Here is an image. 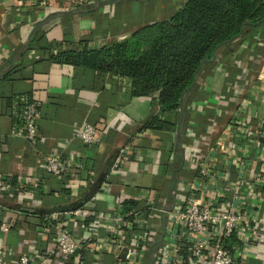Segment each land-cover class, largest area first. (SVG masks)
<instances>
[{"label":"crops","instance_id":"1","mask_svg":"<svg viewBox=\"0 0 264 264\" xmlns=\"http://www.w3.org/2000/svg\"><path fill=\"white\" fill-rule=\"evenodd\" d=\"M152 1L85 0L69 9L66 0H0V223L10 226L0 230V248L6 264L51 249L54 232L44 228L60 222H67L77 238L90 234L91 242L104 241L131 209L143 211L144 219L124 238L118 229L110 252L80 248L76 254L82 264L95 259L99 264H152L167 215L190 184L204 202L230 188L247 193L256 228L264 225V83L256 80L264 57V23L251 39L241 41L246 47L239 50L238 42L233 58L215 56L206 64L183 108L162 116L175 124L172 130L142 127L157 108L152 97L133 96L128 78L50 60L54 52L97 48L165 18L147 14ZM133 4L143 7L138 21L129 18ZM29 101L40 108L31 143L23 134ZM84 122L95 126L99 143L83 145L77 138ZM230 141L236 150L212 157L217 142ZM121 148L122 163L111 168ZM52 155L67 166L61 176L45 171ZM204 157L213 183L199 179L197 166ZM74 208L79 215L65 217ZM53 213L60 215L53 218ZM46 264L60 263L54 257Z\"/></svg>","mask_w":264,"mask_h":264},{"label":"built area","instance_id":"2","mask_svg":"<svg viewBox=\"0 0 264 264\" xmlns=\"http://www.w3.org/2000/svg\"><path fill=\"white\" fill-rule=\"evenodd\" d=\"M27 1L32 2V0ZM66 1L69 9L81 7L85 3V0ZM256 42L260 40L257 39ZM247 45V42H241L238 49L241 50L242 46ZM238 52L236 50V53ZM256 80L264 83V57L257 70ZM39 116L38 102L29 101L24 111L23 134L30 143L36 139ZM262 133L264 136V127ZM76 136L83 145L91 146L100 142L95 126L88 122H84L79 127ZM231 150H236L234 142L230 141L226 144L217 142L211 150L212 157L215 154L229 155ZM124 154L125 150L121 148L111 168H117L122 163ZM44 167L48 174L54 176H61L67 170L65 162L58 155L50 156ZM197 167L201 183H213L211 166L207 157L200 159ZM256 180L261 181L259 177ZM260 183H264V179ZM197 189L194 184H190L181 200L167 215L168 226L160 239L159 247L155 250L156 255L152 264H256L258 260L260 264H264V239L262 238L264 225L256 228L257 218L251 215V209L246 204L247 193L240 194L230 188L227 193L222 192L204 202L198 197ZM251 195L253 193L248 192V196ZM151 205V202L148 203V210L152 209ZM65 213V217L71 219L79 215V208ZM59 215V213H53L52 216L57 218ZM144 216L143 211L129 210V214L119 218L121 227L108 230L107 238L99 242H91L90 234H81V238H77L65 224L67 222L57 223L53 228L45 227V232H54L53 247L44 253L31 251L22 254L18 258H13L11 264H46L50 258L54 257L60 264H82L76 254L78 249L85 248L93 253L110 252L116 244L115 235H118V229L124 238L128 233L133 232L138 221H142ZM9 227L7 223H0L1 231H7ZM93 227L91 225L89 228ZM3 257L4 252L0 248V264H6ZM93 264L99 263L95 259Z\"/></svg>","mask_w":264,"mask_h":264},{"label":"trees","instance_id":"3","mask_svg":"<svg viewBox=\"0 0 264 264\" xmlns=\"http://www.w3.org/2000/svg\"><path fill=\"white\" fill-rule=\"evenodd\" d=\"M180 1L170 15L139 25L122 40L54 52L50 60L128 78L133 96L152 97L157 108L142 127L172 130L175 124L162 116L183 108L206 64L215 56L233 58L238 42L251 39L264 23V0Z\"/></svg>","mask_w":264,"mask_h":264},{"label":"rangeland","instance_id":"4","mask_svg":"<svg viewBox=\"0 0 264 264\" xmlns=\"http://www.w3.org/2000/svg\"><path fill=\"white\" fill-rule=\"evenodd\" d=\"M161 4H163V7L160 6ZM181 5H182V2L180 0H175V1L174 0H164V1L155 0V1H152V4H150V8H151V6H152V8L151 9L149 8L150 12L147 14H149L151 16H154V14H155L157 16L158 14L161 13V14L166 15V17H167V15H170V13H172L173 10L178 9ZM142 8L139 5L133 4L130 7L131 14H130L129 18H135V20L138 21L139 18L141 17Z\"/></svg>","mask_w":264,"mask_h":264},{"label":"water","instance_id":"5","mask_svg":"<svg viewBox=\"0 0 264 264\" xmlns=\"http://www.w3.org/2000/svg\"><path fill=\"white\" fill-rule=\"evenodd\" d=\"M214 58V57H213Z\"/></svg>","mask_w":264,"mask_h":264}]
</instances>
